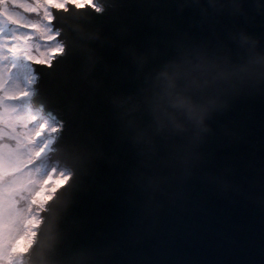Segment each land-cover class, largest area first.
Masks as SVG:
<instances>
[{
  "label": "water",
  "instance_id": "95a60500",
  "mask_svg": "<svg viewBox=\"0 0 264 264\" xmlns=\"http://www.w3.org/2000/svg\"><path fill=\"white\" fill-rule=\"evenodd\" d=\"M95 2L33 63L70 176L22 264H264V0Z\"/></svg>",
  "mask_w": 264,
  "mask_h": 264
},
{
  "label": "rangeland",
  "instance_id": "374dc122",
  "mask_svg": "<svg viewBox=\"0 0 264 264\" xmlns=\"http://www.w3.org/2000/svg\"><path fill=\"white\" fill-rule=\"evenodd\" d=\"M49 1L99 8L95 0ZM8 9L2 4L0 15ZM11 10L13 21L0 20V264L23 263L42 210L70 176L67 168H59L49 157L59 123L31 104L37 78L33 62L49 63L64 48L57 39L58 28L52 23L50 31L31 25ZM53 37L56 41L46 42Z\"/></svg>",
  "mask_w": 264,
  "mask_h": 264
},
{
  "label": "trees",
  "instance_id": "16d2710c",
  "mask_svg": "<svg viewBox=\"0 0 264 264\" xmlns=\"http://www.w3.org/2000/svg\"><path fill=\"white\" fill-rule=\"evenodd\" d=\"M23 1L24 3H19L17 1L14 3L13 0H0V7L2 6V4H6L10 8L5 12H1L2 15H0V20L5 21L6 23H10L11 21H13L14 16L12 14H9V11L11 9H14V12L19 14L20 17H22L29 24L34 25V23H37L40 27H46L49 30L51 26L50 20L52 19L51 5L57 4L54 1L50 2L49 0ZM31 28L32 26L30 27V29ZM52 41H56L54 40V37L52 39L47 40L46 42L51 43ZM55 50H57V48H54L52 52ZM36 116L37 115H34V119H36Z\"/></svg>",
  "mask_w": 264,
  "mask_h": 264
},
{
  "label": "clouds",
  "instance_id": "9594fccd",
  "mask_svg": "<svg viewBox=\"0 0 264 264\" xmlns=\"http://www.w3.org/2000/svg\"><path fill=\"white\" fill-rule=\"evenodd\" d=\"M39 235V234H38ZM38 252V244L34 243L31 248L29 249L28 253L26 255L28 256H34ZM45 264H56L55 261L52 260H46Z\"/></svg>",
  "mask_w": 264,
  "mask_h": 264
},
{
  "label": "bare ground",
  "instance_id": "6f19581e",
  "mask_svg": "<svg viewBox=\"0 0 264 264\" xmlns=\"http://www.w3.org/2000/svg\"><path fill=\"white\" fill-rule=\"evenodd\" d=\"M97 9H99V8H97Z\"/></svg>",
  "mask_w": 264,
  "mask_h": 264
}]
</instances>
